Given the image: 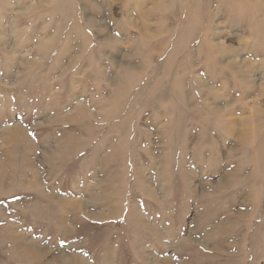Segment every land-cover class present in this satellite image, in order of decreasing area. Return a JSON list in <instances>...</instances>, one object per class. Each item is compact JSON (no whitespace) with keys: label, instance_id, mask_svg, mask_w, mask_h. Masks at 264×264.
Returning a JSON list of instances; mask_svg holds the SVG:
<instances>
[{"label":"rangeland","instance_id":"1","mask_svg":"<svg viewBox=\"0 0 264 264\" xmlns=\"http://www.w3.org/2000/svg\"><path fill=\"white\" fill-rule=\"evenodd\" d=\"M0 264H264V0H0Z\"/></svg>","mask_w":264,"mask_h":264},{"label":"bare ground","instance_id":"2","mask_svg":"<svg viewBox=\"0 0 264 264\" xmlns=\"http://www.w3.org/2000/svg\"><path fill=\"white\" fill-rule=\"evenodd\" d=\"M232 118V117H231ZM242 118V117H241ZM235 120V118L233 117L230 121L231 122H233ZM227 121V120H226ZM229 122V121H228ZM236 122V121H235ZM243 123H247V120L245 119V122H243ZM234 124H236V123H234ZM228 125V124H227ZM232 126V125H231ZM236 126V125H235ZM235 126H233L234 128H235ZM244 127H246L245 125H243ZM243 126H241V127H243ZM227 127V126H226ZM229 127V126H228ZM240 127V128H241ZM230 128V132H232L231 134H233V131L235 132V130L237 129V128H235V130H233L234 128H231V127H229ZM241 130V129H240ZM244 129H242V131H243ZM251 130V129H250ZM246 131H248V130H246ZM245 131V132H246ZM240 132V131H239ZM244 132V131H243ZM249 132V131H248ZM252 132V131H251ZM225 134H226V132H225ZM227 134H228V132H227ZM249 134H250V132H249ZM234 135V134H233ZM248 135V134H247ZM246 135V138H248V136ZM242 139L243 138V136H241V137H239L238 139Z\"/></svg>","mask_w":264,"mask_h":264}]
</instances>
